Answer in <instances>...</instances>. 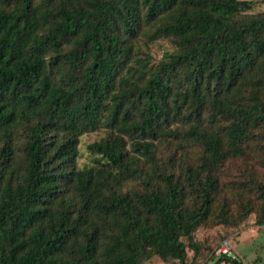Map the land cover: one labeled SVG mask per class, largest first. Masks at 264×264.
<instances>
[{"label": "trees", "instance_id": "1", "mask_svg": "<svg viewBox=\"0 0 264 264\" xmlns=\"http://www.w3.org/2000/svg\"><path fill=\"white\" fill-rule=\"evenodd\" d=\"M258 2L0 0V264H195L223 189L264 213L251 168L219 185L264 169Z\"/></svg>", "mask_w": 264, "mask_h": 264}, {"label": "rangeland", "instance_id": "2", "mask_svg": "<svg viewBox=\"0 0 264 264\" xmlns=\"http://www.w3.org/2000/svg\"><path fill=\"white\" fill-rule=\"evenodd\" d=\"M264 11V0H259L254 12ZM167 44L158 41L149 46L150 52L156 58L161 56L162 51L167 49ZM104 130L100 129L94 133L80 137L78 142V159L77 165H91L94 157L86 150V146L93 143L104 136ZM161 157L166 155L164 148L160 149ZM247 168L255 173L258 181L264 179V169L257 166L252 161L229 163L224 167L223 175L219 185L241 182V171ZM246 198L237 197L228 190H222L217 197L212 211L207 220L201 224L193 233L192 240L196 242L197 252L188 249L186 251L188 262L195 257V264L202 263L214 251L222 240H228L232 253L230 257L237 259L238 264H252L255 260H259L260 264H264V226H251L258 221L264 222V213H260L257 203L251 198L252 209L245 217L244 210ZM245 217V218H244ZM244 231V232H242ZM195 255V256H194ZM242 261V262H241ZM145 264H163L157 257L147 261Z\"/></svg>", "mask_w": 264, "mask_h": 264}, {"label": "built area", "instance_id": "3", "mask_svg": "<svg viewBox=\"0 0 264 264\" xmlns=\"http://www.w3.org/2000/svg\"><path fill=\"white\" fill-rule=\"evenodd\" d=\"M232 251L229 241L223 240L213 251L214 261L211 264H238L237 259L230 257Z\"/></svg>", "mask_w": 264, "mask_h": 264}]
</instances>
